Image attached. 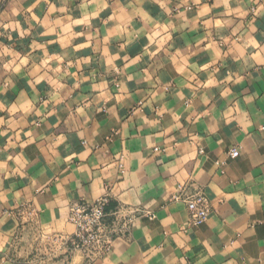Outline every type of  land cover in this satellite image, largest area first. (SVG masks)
<instances>
[{
    "label": "crops",
    "instance_id": "0c3cea01",
    "mask_svg": "<svg viewBox=\"0 0 264 264\" xmlns=\"http://www.w3.org/2000/svg\"><path fill=\"white\" fill-rule=\"evenodd\" d=\"M106 194L156 218L50 254ZM0 264H264V0H0Z\"/></svg>",
    "mask_w": 264,
    "mask_h": 264
},
{
    "label": "built area",
    "instance_id": "2783aa9c",
    "mask_svg": "<svg viewBox=\"0 0 264 264\" xmlns=\"http://www.w3.org/2000/svg\"><path fill=\"white\" fill-rule=\"evenodd\" d=\"M239 154L238 149L229 152L230 158H237ZM171 200L186 205L189 215L187 228H198L209 219V198L206 192L195 184L179 185ZM109 202L110 196L106 194L92 203L71 204L68 222L74 226L75 233L57 235L50 239L49 253L53 255L60 250L68 257L74 251H80L88 262L100 260L111 252L117 239L130 237L136 220L156 218V213L152 211L129 205H118L113 211L107 212Z\"/></svg>",
    "mask_w": 264,
    "mask_h": 264
}]
</instances>
